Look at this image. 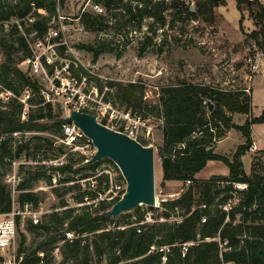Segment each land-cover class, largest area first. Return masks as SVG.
Returning a JSON list of instances; mask_svg holds the SVG:
<instances>
[{"label":"trees","instance_id":"trees-1","mask_svg":"<svg viewBox=\"0 0 264 264\" xmlns=\"http://www.w3.org/2000/svg\"><path fill=\"white\" fill-rule=\"evenodd\" d=\"M139 1V5H127L125 9L128 23L137 28H141L143 20L147 17L154 18L156 23L166 26V11L173 7L177 10L175 15L179 14L183 20L201 18L209 25H214L216 8L228 2L196 0L193 10L191 4L184 0H173L171 3L166 0ZM236 1L241 11L245 8L251 11L257 26L251 37L264 50V5L259 0ZM32 3H35L38 9L34 13L38 19L33 24L27 18L33 11ZM105 4L110 10L119 9L123 0H105ZM39 9L56 13L57 1L0 0V24L3 29L6 22H11L13 18L17 20L11 24L9 31L11 34H17L16 39L11 42L7 39L0 41V48L6 55L1 65L0 79L17 95L30 86L33 93L39 97L36 103L39 106L29 113L27 119H22L24 104L18 99L12 101L20 103L18 110L5 105L0 107V166L4 165L6 158L13 160L23 153L29 160L32 158L30 156L33 145L36 149L46 145L56 152L51 155L50 160L66 154L68 161L63 166L49 168L54 172L47 177L46 171L41 172L37 166L31 177L20 181L16 188L20 192L19 203L24 205L30 202L39 207L46 193L35 192L31 180L43 178L53 185L57 172L62 174L58 179L61 183L70 184L68 192H79L74 195V200L86 203L87 196L90 200L95 199L99 191L110 187L109 175L98 176L95 189H83L84 185L79 180L92 175L86 173L80 178L77 174L88 170L95 172L103 161H113L104 159L94 164H85L83 157L75 159V153L68 152L67 146L58 143V138L63 135V123L57 119L62 116V112L57 111L53 103H45L39 82L28 76L19 65L14 64L12 57L14 52L23 51L24 56L20 59L22 61L31 53L26 37L19 30L18 19L25 32L36 29L42 34L47 30L49 19L45 18L44 12ZM81 20L90 30L106 29V15L85 11ZM243 21L244 15L240 19L241 23ZM116 28L121 30L120 25ZM103 46L104 43L97 41L80 44L79 48L92 52L94 60H98L105 51ZM15 82H21L22 88H17ZM130 86L129 91L122 93L124 101L129 106L135 101L142 106L143 95H138L135 84ZM31 98L30 100L34 101V98ZM159 100V117L164 121L163 144L158 150L163 169V186H166L168 181L189 183L187 190L180 197L163 202L166 207L163 215L167 220L145 223L139 232L134 222L127 221L130 215L123 214L117 219L102 215L116 201H101L94 208L92 204L87 203L81 207L71 206L68 199H63L62 206L68 208L46 215L41 225L29 221L27 230L30 233L41 230L43 234L40 235L45 236V240L30 253L27 238L23 236L19 250L25 253L27 263L39 264L44 259V264H55L53 251L55 245L65 239L63 228L64 224L68 223L69 229L76 231L80 237L65 241L61 247L62 258L57 264H264V173L258 169V164L261 163L258 154H255L251 173L245 170L243 161V157L254 144L253 125L264 123V110L260 115H254L252 95L245 91L224 90L208 83L187 80L162 86ZM209 102L214 103L213 111L209 109ZM135 113L145 118L150 117L140 110L134 109L133 114ZM232 113L246 114L245 123H235ZM231 129L241 131L245 137V142L238 147L232 158L216 152V143L223 140ZM49 130L54 132V137L32 136L25 143L19 140L15 149L12 147L13 137L10 135L15 132L37 133ZM57 132L61 134L57 136ZM140 141L148 145L144 140ZM259 152L264 154V150ZM210 160L223 161L229 167L230 174L214 175L208 179L198 178L197 175ZM9 165L11 169L12 161ZM5 176L0 170V213L10 212L14 205V191L12 186L6 183ZM87 182L91 185L90 181ZM223 183L227 186L223 187ZM239 184L247 187H236ZM229 202H232V208L227 210L225 207ZM178 210H182V218L170 221L171 211ZM136 212L139 223L145 220L140 207ZM120 222L128 226H121ZM109 224H114V227H109ZM60 231L62 235L58 236ZM52 232L54 234H51ZM185 244H189L187 251ZM40 252L44 253V258L39 255ZM164 257L167 258L166 261Z\"/></svg>","mask_w":264,"mask_h":264},{"label":"rangeland","instance_id":"rangeland-1","mask_svg":"<svg viewBox=\"0 0 264 264\" xmlns=\"http://www.w3.org/2000/svg\"><path fill=\"white\" fill-rule=\"evenodd\" d=\"M166 1L171 3L173 0ZM184 1L191 4V6H196V0ZM97 2L106 7V13L103 14L107 17L106 29L102 31L90 30L83 24L81 19H78L79 15L82 14V10L94 13L95 10L92 4ZM140 3L141 1L139 0H123L121 8L110 10L105 4V0H61L58 7L64 16L71 19L68 20L71 26L68 38L69 43L60 48L64 62L59 65V75L68 78L71 81L72 87L76 82L82 85L83 90L94 98L96 107H102V109H106L110 114L115 113L118 116L127 112L132 114L134 109H136L145 112L151 117L149 123L153 127V130L151 134L142 136L141 138L148 145H154L157 149L156 192L158 207L152 209L143 205L140 206V212L144 213L147 217L146 221L154 223L157 220H167L163 215L166 211L163 202L172 201L180 197L189 186V183L182 181H168L166 186H163V169L158 150L163 144L164 121L159 117V110L157 108L160 103L161 87L179 83L181 80H187L189 82L208 83L220 89L236 92L245 91L244 89L250 87L252 93V79L257 73L251 70L249 57L256 52L257 43L251 37V34L257 29V26L255 18L249 9L245 8L241 11L238 8L236 0H228L226 5L216 8L214 25H209L201 18L183 20L179 14L175 15L177 10L173 7L166 11V26L156 23L154 18L147 17L143 20L141 28H137L133 24L131 25L130 22L128 23L125 9L127 5L136 6ZM56 13H51V16L53 17ZM242 15H244L243 23L240 22ZM16 21L13 18L11 22H7L8 24H6L4 29L0 24V41L7 39L11 42L16 39L17 34L9 32L11 24ZM117 25L121 26V30H117ZM81 27H84V29H81ZM19 30L23 34L25 28L21 29L19 27ZM97 41H101V44L104 43L105 45L103 46L105 51L102 52L98 60H94L92 52L79 48L80 44L95 43ZM258 48L260 49V46ZM141 52L142 55H140ZM23 56V51L14 52L12 56L14 64L21 67L20 59ZM5 59L6 55L0 48V74L1 65ZM67 62H69L70 66L66 71L63 70V66H66ZM22 69H25V66H22ZM258 80L259 78L255 80V83ZM20 83L15 82V85L19 89L22 88V84ZM110 83H113V85ZM132 84L137 86L138 95H143L142 106L138 105L136 101L129 106L124 101L122 93L126 90L129 91ZM68 91L69 93L56 96L57 102L54 103L57 111L62 112V116L67 115L70 111V104L68 103L70 100L68 97L71 93L70 90ZM23 93L24 90L18 96H23ZM251 93L248 94L250 95ZM31 97V99L34 98V101L29 99L28 104L25 106L27 117L30 112L35 111L39 106L36 104L39 100L38 95L33 93ZM14 99L18 98L10 100L1 99L0 107L5 105L18 110L20 103L18 101L12 102ZM254 102V109L261 110L263 108L264 82L255 84ZM8 103L12 105H8ZM253 114L257 115L256 112H253ZM232 115L233 121L238 124H244L247 119V115L243 113H232ZM231 130L233 131L230 133ZM231 130L228 131L230 135L226 132V137L229 136L228 138L225 137L223 138V140L225 139L224 141L221 140L222 142L219 141L221 143H216V152L232 158L238 147L245 142V137L241 131L237 129ZM53 133L52 130L37 133L25 132L21 133L19 138L18 132H15L10 135V137H13L12 147L15 149L19 140H23V143H25L32 136L50 138L54 137ZM60 134L59 132L56 133L57 136ZM34 144H36V141H34ZM67 151L70 152L69 149ZM54 153H56L55 150L49 149L46 145L41 149H36L33 145L30 156L32 158H28L27 164L21 163L22 159H27L24 153L13 160L6 158L4 165L0 166V170L6 174V183L10 184L13 188L14 201H18L20 194L16 189L19 182L29 179L31 173L36 171L37 166L40 167L41 172L46 171V177L54 172L52 169H49L53 165L55 166L50 161V157ZM248 153L244 157L245 170L248 173L252 172L254 157L255 154H258L262 163L258 164V169L264 173V154L258 151L251 157ZM78 158H80V155L76 154L75 159ZM63 160L68 161L66 154L63 155ZM11 161L12 167L10 169L9 162ZM77 167L78 165L75 166V168ZM105 167H111L113 177H116L115 173L117 169L122 175L121 170L114 162L105 160L95 172L88 170L87 172L84 171L77 174L80 178L81 175H85L86 173L92 175L90 179L91 185L85 182L83 189H94L97 183L96 178L99 176L98 173L103 171ZM229 174L230 170L227 164L223 161L215 160L198 174V178L208 179L214 175L227 176ZM117 178L116 181L123 183L119 175ZM31 184L37 193H46V197L40 206V216L47 212L56 211V208L64 207L61 204L64 201L63 199H68V203L71 206L77 207L78 205L73 200V197L79 192L72 190L68 192L69 183H61L57 179V182L53 181V186H50L46 179L40 178V180L32 179ZM221 185L223 187L227 186L226 183ZM112 188L113 186L111 185ZM103 196L106 197L108 195L105 194ZM136 210L127 214L130 215L127 221L138 222ZM171 215L170 221L180 220L182 218V210L171 211ZM29 220V216L22 218L19 227L18 243H21L23 236L26 237L27 245L30 246L29 252L31 253L42 244L45 236L40 235L43 234L41 230L30 233L27 230ZM120 225L123 226L125 223L120 222ZM109 227H114V224H109ZM51 234H54V232ZM61 235L60 231L58 236ZM50 252H52V249ZM54 262L57 264L60 260H54Z\"/></svg>","mask_w":264,"mask_h":264},{"label":"built area","instance_id":"built-area-1","mask_svg":"<svg viewBox=\"0 0 264 264\" xmlns=\"http://www.w3.org/2000/svg\"><path fill=\"white\" fill-rule=\"evenodd\" d=\"M55 1H57L58 12L53 17L51 16V13L49 11L45 9H39V11L44 12V17L49 19L47 23V30L44 33L40 34L39 31L36 29L30 32L23 31V34L26 37L27 43L30 47L31 53L29 56L25 57L21 61L20 68L22 69V66H25V69L22 70L28 76L32 77L33 80L39 82L41 86L40 93L44 97L45 103L51 102L54 104L55 102H57L56 96L69 93L68 90H70L71 94L68 97L70 100L68 102L70 104V111L76 109L78 111H86L92 113L100 122L104 123L105 125L115 128L116 130L125 132L139 140H142V136L151 134L153 130V127L149 123L151 117L145 118L139 113L131 114L130 112L123 113L121 116H118L115 113L110 114L106 109H102V107H96V104L94 103V98L92 97V95H88V93L83 90L82 85H79L78 82H76L72 87L71 81H69L68 78H64L59 75V65L64 62L63 56L60 52V48L66 46L69 43L68 38L71 24L68 22V20L71 19L61 13L60 8L58 7V5L61 3V0ZM32 5L33 11L27 16L31 24L35 23L38 19V17L34 14L38 10L36 8V4L32 3ZM92 6L95 10V13H106V7L100 2L94 3L92 4ZM84 12L85 10H82V14ZM82 14L79 15L78 19H81ZM6 24L8 23L6 22L5 26ZM18 24L19 27L23 29L20 19H18ZM81 29H84V27H81ZM258 47L256 44V52L249 57L250 68L255 73L264 70V50L261 47L260 49ZM69 66V62H67L66 66H63V70L67 71ZM244 90L247 93H251L250 87H247ZM23 94V96H18L12 89L7 88L0 79V98L2 100L18 98L24 104L23 119H27V110L25 109V106L26 104H28V100L33 95L32 87L27 86L24 89ZM70 111L67 115L70 114ZM20 134L21 132H18V137L20 136ZM58 143L67 146V149H69L71 153L79 154L81 157L84 158V162L91 159L97 151V147L94 141L89 138L84 133V131L73 122L63 124V135L58 138ZM63 155L65 154L51 159L50 161L55 164V166H63L65 163H67L66 160H63ZM21 163L27 164V159H22ZM98 174L99 176L103 174L109 175L110 187L105 191H99V194L95 199L90 200L89 196L86 197V203L92 204L94 208H96L101 201H107L108 203H113L117 201L123 196L127 188L126 181L124 182V177L119 173L118 169L115 173L116 177H113L111 167H105V169H103V171L99 172ZM117 174L119 175V178L121 181H123V183H119L118 181H116V179H118ZM61 176V172H57V174L54 175L53 181L57 182V179L61 178ZM91 178L92 176L89 178L80 179L79 181L84 185V183L90 181ZM111 185L113 186L112 189ZM238 187L243 189L246 188L247 185L239 184ZM34 191L36 192V190ZM105 194H107L108 196L104 197L103 195ZM74 199L75 198H73V200ZM86 203H78L77 207H81ZM40 206L35 207L34 204L30 202L21 205L19 203V200L18 202L15 200L13 209L10 212L0 213L1 264H29L25 260V253L20 252L19 250V227L22 218L29 216V221L33 222V224L35 225H41L45 220V216L54 212H47L44 215L40 216ZM157 207L158 200L157 205L155 207L150 208L154 209ZM66 208H68V206L56 208V210L60 211ZM225 208L227 210L232 208V202H229ZM146 218L147 217L145 216V220L141 221L140 223H135V225L138 226L139 232L142 231L143 224L150 223L149 221H146ZM63 232L65 234V239L58 242L55 245L53 251V255L56 260H61V247L66 240L73 241L74 239L80 237V234L76 233V231L69 229L68 223L64 224ZM188 245L189 244H185L184 248L186 251ZM39 255L41 256V258H44L45 256L43 252H40ZM166 260L167 258L164 257V261ZM39 264H44V259H42Z\"/></svg>","mask_w":264,"mask_h":264},{"label":"water","instance_id":"water-1","mask_svg":"<svg viewBox=\"0 0 264 264\" xmlns=\"http://www.w3.org/2000/svg\"><path fill=\"white\" fill-rule=\"evenodd\" d=\"M195 9V6H192ZM210 111L214 103L209 102ZM63 124L75 123L91 138L97 151L85 164H94L104 159L112 160L121 170L127 188L123 196L102 215L119 218L138 207L157 205L156 192V157L154 145H145L139 139L116 130L100 122L96 116L86 111L73 109L69 115L57 119Z\"/></svg>","mask_w":264,"mask_h":264},{"label":"crops","instance_id":"crops-1","mask_svg":"<svg viewBox=\"0 0 264 264\" xmlns=\"http://www.w3.org/2000/svg\"><path fill=\"white\" fill-rule=\"evenodd\" d=\"M259 1L264 5V0H259ZM258 78H259L260 81L258 80V81H256V83L264 82V70L258 72L254 76V78L252 79V101H253V107H255V102H254V97H255V84H256L255 83V80L258 79ZM262 109L264 110V106H263ZM262 109L261 110L260 109H254V112H256L257 116L262 113V111H263ZM252 130H253L254 146H253V148H251L250 152L248 153V155L251 156V157H252V155H254L255 152H258L260 150H264V123L254 124L253 127H252ZM232 131L233 130H231L230 133ZM228 135H230V134L228 133ZM228 137L229 136H227L226 138H228ZM224 140H222V141H224ZM221 142H219V143H221ZM244 157H243V161H244ZM214 161L215 160H210L208 162V164H207V167L209 166V164H211ZM228 169H229V167H228ZM197 177H198V175H197Z\"/></svg>","mask_w":264,"mask_h":264}]
</instances>
